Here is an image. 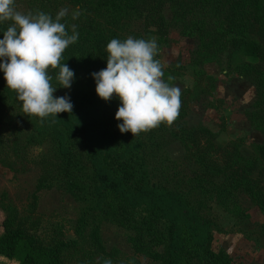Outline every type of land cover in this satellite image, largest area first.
<instances>
[{
    "label": "trees",
    "instance_id": "1",
    "mask_svg": "<svg viewBox=\"0 0 264 264\" xmlns=\"http://www.w3.org/2000/svg\"><path fill=\"white\" fill-rule=\"evenodd\" d=\"M28 1L33 13L56 17L50 13L59 6L55 0ZM166 6L170 19L164 15ZM91 12L93 17H86L90 23L75 27L78 39L62 53L61 63L77 76L66 92L71 113L35 118L37 129L29 135L36 140L39 133L49 141L46 153L33 160L40 168L35 200L27 214L0 203V256L17 264H104L106 259L117 264L101 234L102 223L109 220L128 230L133 251L155 264H237L226 251L212 249L214 232H223L213 212L216 207L244 221L249 216L240 197L245 195L264 216V170L258 167L264 143L253 144V154L244 157L236 143L219 145L208 128L180 124L187 117L185 90L170 137L181 140L193 167L189 174L177 172L166 143L158 142L159 134L168 132L165 123L135 136L120 133L121 121L114 118L120 101L115 95L107 102L100 99L91 73L106 67V45L113 38L123 40L119 33L127 22L142 21L146 33L159 36L175 28L181 37L197 41L191 64L197 80L204 76L207 95L217 84L204 70L207 64H217L226 77L236 74L254 83L257 99L245 115L264 137V0H95ZM9 23L0 24V34ZM49 71L51 83L59 85L58 69ZM174 79L169 70L166 82L173 85ZM0 101L11 104V113L0 109V121L11 126L22 108L3 73ZM14 129L9 148L19 158L24 148L12 147L20 143L19 128ZM1 138L0 129V146L7 150L0 164L14 170ZM53 189L80 204L71 224L73 239L60 225L49 228L36 216V194ZM259 228L264 234V222Z\"/></svg>",
    "mask_w": 264,
    "mask_h": 264
},
{
    "label": "rangeland",
    "instance_id": "2",
    "mask_svg": "<svg viewBox=\"0 0 264 264\" xmlns=\"http://www.w3.org/2000/svg\"><path fill=\"white\" fill-rule=\"evenodd\" d=\"M59 3L57 9L51 7V14L57 15L60 10L65 11L61 20L65 21L72 29L83 23L88 25L87 16L93 17L91 8L95 0H55ZM28 0H14V8L23 14L33 13ZM166 19L171 18V8L164 9ZM260 17V16H259ZM125 30L119 34L123 40L129 36L133 38L152 39L155 38L158 51L154 57L160 62L163 69V79L171 70L174 79L173 86H178L180 93H185L187 102V117L180 120V124L188 127L204 126L216 134V142L221 146L236 143L240 153L244 157L253 154V144L264 143L262 133L256 130L247 120L245 113L251 110L256 102L257 93L254 83L249 79H243L236 74L226 77L221 68L215 64L205 65V71L217 79L216 90L212 95H207L206 81L203 77L194 75V66L191 64L193 51L197 48L195 39L183 38L175 28H171L163 35L146 33L142 21L127 22ZM256 25L254 33L259 30ZM74 74V81L77 82ZM53 87L60 85L52 84ZM70 89V88H69ZM69 89L58 88L54 96L67 95ZM5 97L2 98L4 100ZM118 99V98H117ZM119 100V99H118ZM0 109L4 113H11V104L0 101ZM17 119L9 123L0 121L2 130L1 141L5 148L11 147L15 141L14 135L19 128L20 143L16 141V146L23 147V153H19V158L13 151H9L8 157L15 164L14 170L0 164V203L17 207L27 214L31 203L35 200V192L40 177V168L33 164V160L45 154L48 147V138L45 135L36 134V140L29 137L32 135L35 125V116L26 115L22 109L19 110ZM36 123L35 125L33 123ZM32 123V125H31ZM168 132L159 134L160 142L166 143L164 150L171 161L175 162L177 172H188L192 170V163L186 158V152L180 139L176 140L170 135L178 126L173 122L164 124ZM34 134V133H33ZM129 134H131L129 132ZM132 135V134H131ZM28 137L31 139L27 143ZM38 141V142H37ZM168 144V145H167ZM14 145V144H13ZM7 150L0 146V158L5 159ZM259 157V156H258ZM7 160V159H6ZM258 167L264 170V160H258ZM36 216L43 224L51 228L53 225H60L63 234L68 239L74 238L71 230L72 222L79 216L80 204L66 192L44 190L37 194ZM242 206L247 210L249 216L244 221L233 218L229 213L214 208V217L217 219L223 232H214V242L212 249L216 252L224 250L231 260L237 264H264V234L260 232V225L264 222V216L258 207L254 206L251 200L242 195L240 197ZM115 222V223H114ZM117 221L106 220L101 225V234L107 250L114 254L117 264H155L149 258L138 255L131 247V236L128 230L120 227ZM1 231V227H0ZM0 264H17L0 256Z\"/></svg>",
    "mask_w": 264,
    "mask_h": 264
},
{
    "label": "clouds",
    "instance_id": "3",
    "mask_svg": "<svg viewBox=\"0 0 264 264\" xmlns=\"http://www.w3.org/2000/svg\"><path fill=\"white\" fill-rule=\"evenodd\" d=\"M14 0H0V24L10 21L0 38V73L7 88L21 102L22 111L43 121L58 113H71L68 95L54 96L58 88L69 89L74 72L61 63L63 51L78 39L75 26L66 31L60 10L53 19L44 12L23 14L14 8ZM158 51L155 38L127 37L111 39L106 45V67L91 73L95 93L103 101L113 95L120 104L115 119L120 133L133 136L171 124L180 107V88L167 83L162 65L154 57ZM60 87L52 86L49 70H56ZM169 80L172 78L169 77ZM104 264H112L106 259Z\"/></svg>",
    "mask_w": 264,
    "mask_h": 264
}]
</instances>
